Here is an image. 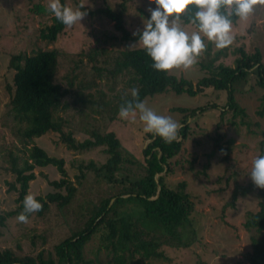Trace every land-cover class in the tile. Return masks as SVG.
I'll list each match as a JSON object with an SVG mask.
<instances>
[{
  "label": "trees",
  "instance_id": "16d2710c",
  "mask_svg": "<svg viewBox=\"0 0 264 264\" xmlns=\"http://www.w3.org/2000/svg\"><path fill=\"white\" fill-rule=\"evenodd\" d=\"M127 1L129 0H119L115 7L108 3L95 9L85 6L88 15L96 12L100 15L102 18H98L100 23L113 20V27L119 32L111 35L105 30H96L92 23L87 28L85 21L88 15L81 21L79 28L88 36L92 35L93 39L75 54L70 72L83 62H89L94 72L93 77L90 74L85 84L76 86L72 77H68L66 84H63L64 80L58 76L61 53L55 44L49 47L40 46L30 53H15L9 59V66L14 69V73L11 84H7L10 93L7 112L16 126L14 135L22 142L23 151L22 155H19L12 153L11 149L8 150L9 169L14 173V179L8 181V189L16 190L17 195L13 208L0 211V225H8L11 219L18 217L23 211L29 181L35 178L34 167L51 164L57 168L60 176L48 181L53 186L52 191L34 196L43 204V209L29 214L28 218L38 219L52 213L56 215L58 212V223L65 227L59 229L56 224L54 227L68 233L61 236L58 231L59 234L56 233L59 239L52 243L48 242L49 246L36 250L30 248L20 254L9 247H2L0 264H91L93 260L85 254V246L95 235L99 241L97 251L102 247L107 253L106 264H145L152 259L166 258L163 246H180L182 239L178 231L190 220L189 214L194 203L185 191L184 182H180L174 189L165 184L160 171L172 170L169 159L179 152L182 142L191 132L188 130L191 122H186V116L191 117V113H195L196 110L208 107L218 109L215 126L208 134L212 139V149L220 151L223 158L228 160H231V156L234 158L229 151L233 136L223 139V133H220L221 125L225 123L230 128L236 127L237 132L240 131L239 128L244 127L246 131L260 134L259 150L254 159L264 155V128L257 119H252L247 108L236 97V84L240 80L248 81L247 73L254 66H257L254 69L257 75L255 85L264 89V64L261 61L260 50L248 52L243 46L235 47L233 65L218 60L220 53L226 52L216 50L211 56L198 60L205 73L195 82L184 76L157 71L152 67L153 62L142 45L127 46L115 52L106 46L108 41L113 43L119 39L123 41L139 39L143 29L131 32L124 25ZM61 3L65 4V1L61 0ZM31 9L36 13L51 14V21L39 29V36L43 42H54L68 30L43 4L35 2ZM142 10L141 14L147 19L150 18V14ZM194 11L193 6V11L186 14L182 21L190 22ZM237 19L238 17L233 16L232 22H236ZM205 42L207 44L205 52L209 55L214 44L206 39ZM215 59L219 62L214 63ZM119 82L121 85L117 86ZM208 86L217 90V97L223 95V101L220 104L206 102L202 106L190 108L173 106V109H178L185 115L181 120L182 128L179 130L180 141L165 143L162 138L144 132L145 139H152L140 149L143 154L142 161H139L123 144L114 130L107 128V123L118 116L120 106L125 101L133 99V88L139 89V99L142 100L145 96L167 89L194 95ZM75 89L77 91L70 105L66 97ZM258 96L260 101L255 112L262 116L264 90ZM81 103L90 105L93 113L99 115L101 119L98 125L84 128L87 136L79 139L74 135L73 129L64 130L68 124L67 118L63 114H58V109H69ZM193 124L199 125L198 122ZM103 126L105 128H100ZM48 131L59 133V138L74 151L100 146L106 157L102 160L80 158L78 173L75 174L77 181L73 184L67 176L65 159L49 153L41 144L34 142V137ZM213 131L214 134L210 135ZM212 152H215V149ZM133 165L138 166L137 169L142 168L143 172L140 175L135 174ZM158 172L160 174L157 175L156 181L155 174ZM87 177L89 178L86 179ZM99 178L111 183L112 189L108 193L96 200L84 198V201L79 203L73 199L78 186L88 192L93 182H97ZM218 178L221 179L218 190H225L229 182L233 183L227 201L232 207L235 206L238 194L250 193V188L257 193L255 208L246 210L243 219L249 237V248L244 251L243 257L249 264H264V189L257 188L251 179L247 188H239V182L230 174L226 175L223 181L221 176ZM154 195L156 196L150 198ZM113 197L114 199L110 201ZM73 209L77 210L70 212ZM72 223L75 225L71 226ZM48 232V229L39 232L42 233L38 236L42 239L38 240L40 244L46 240ZM35 241L33 239L30 241L31 247Z\"/></svg>",
  "mask_w": 264,
  "mask_h": 264
},
{
  "label": "rangeland",
  "instance_id": "374dc122",
  "mask_svg": "<svg viewBox=\"0 0 264 264\" xmlns=\"http://www.w3.org/2000/svg\"><path fill=\"white\" fill-rule=\"evenodd\" d=\"M68 7L76 8L81 0H64ZM119 0H84L90 9L99 8L108 3L115 7ZM38 2L47 7L49 0H0V211L4 212L15 206V196L17 191L8 189V181L14 179V173L9 169L8 150L12 153L22 155L21 141L14 135L15 125L8 115V100L10 93L7 90V84H11L14 69L9 66V59L15 53H30L38 47H49L52 44L57 45L60 50V67L58 76L66 84L68 77H72L74 84L80 86L85 84L90 74L91 64L83 62L79 67L71 70L75 54L93 39L88 36L77 24L72 28H67L65 34H62L57 40L51 43H45L39 36L41 26L51 21V14H41L32 11L33 4ZM124 11V25L131 31L141 30L144 27V21L147 19L141 14V10L148 11L149 7L155 8L154 4L149 0H129L126 3ZM142 8L140 10V8ZM98 13L89 14L85 21L87 28L91 23L96 30H105L109 34H119L113 27V20L99 22ZM103 16V15H102ZM182 26L189 34L198 31V27L191 22L182 21ZM104 28V29H103ZM234 41L228 47L221 49L226 53H220L218 60L233 65V58L236 55L233 51L237 46H243L248 52H254L259 49L261 52V61L264 64V6L257 5L254 13L247 19H237L233 22ZM101 35V32L99 33ZM206 39V38H205ZM139 39L123 41L121 39L107 42L106 46L112 48V52L127 46H141ZM218 48L213 45L210 54L206 52L199 58H207L211 56ZM86 57L84 58V60ZM214 60V63H218ZM254 66L247 73L248 81L240 80L236 84V97L241 101L242 105L247 108L252 119H257L264 128V114L259 116L255 110L259 104V94L264 89L255 85L256 69ZM170 73L176 76H184L195 82L198 77L202 76L205 71L197 63L191 68L185 70L183 68L176 69ZM75 75V77H73ZM93 77V75H92ZM126 77L125 75L123 76ZM111 84V83H110ZM120 82L117 86H120ZM250 85V86H249ZM107 87V86H106ZM256 89V90H255ZM85 91L88 89H84ZM261 90V91H258ZM75 91H71L67 95V99L72 105L75 97ZM217 90L211 87H205L202 92L190 95L186 92L176 93L171 89L145 96L141 101L153 109L157 114L171 116L181 125V121L185 115L173 106L194 107L202 106L206 102L223 101V95L216 96ZM97 94L99 91L96 92ZM222 94L224 91L222 90ZM85 97V96H83ZM87 98V97H86ZM72 107V106H71ZM69 109H58V114H63L67 118V126L64 130L73 129L74 135L82 139L87 136L84 128H91L98 125L100 116L94 114L90 105L83 103L74 105ZM218 109L216 107H208L206 109L196 110L186 116V122H191V127L187 138L182 142L179 152L169 159L172 166L170 171H161L165 184L172 188H177L180 182H184L185 191L188 192L190 199L194 203V207L189 214V221H186L183 227L176 230L181 234V244L179 247L169 245L163 246L166 258L152 259L145 264H249L248 260L243 257L244 251L249 248L248 230L243 225V219L246 210L255 208L257 204V193L253 188L251 192L237 196L235 206L227 204L232 191L233 183L229 182L225 190L217 189L221 185L226 175H232L239 182V188H247L251 182L249 178L253 159L259 150L260 134H254L246 131L244 127L230 128L228 125L222 124L220 133H223V139L233 136V143L229 149L230 155L234 158L231 160L222 157L221 152L216 148L212 152V139L208 132L212 131L215 126ZM96 118H94V116ZM198 122L199 125H194ZM190 124V123H189ZM194 125V126H193ZM145 125L139 119V113L135 122L124 120L119 115L107 123V128L116 132L123 144L131 150L139 161H142L143 154L140 151L152 138L143 136ZM105 128V126L100 127ZM233 129H236L234 131ZM214 134V131L210 134ZM143 136V138H142ZM34 142L41 144L49 153L55 156H62L65 159V168L67 169L68 178L73 184H76V176L78 173V164L80 158H94L102 160L106 154L100 149V146H94L82 151H74L67 147L65 142L59 138V133L48 131L39 137H34ZM212 152V154H211ZM223 154V153H222ZM175 161V162H174ZM21 161L19 160V164ZM133 165L135 174L140 175L142 168ZM35 178L29 181L27 194L45 195L48 191L53 190V186L48 183L50 179L58 178L60 173L57 168L51 164L45 166L34 167ZM87 177L86 179H88ZM252 184V183H251ZM250 184V185H251ZM112 189L111 183L99 178L97 182H93L88 192L81 190L78 186L75 199L78 203L84 201V198L96 200L99 196H103ZM227 190V191H226ZM85 192V193H84ZM77 210L73 209L70 212ZM45 220V221H44ZM44 221V222H43ZM43 222V223H41ZM58 212L50 214L46 217H30L27 223H21L17 217L10 220L8 225H0V248L9 247L16 253L20 254L30 248L39 249L47 247L53 241L58 240L60 235L66 233L65 230H56V226L64 229L65 225L59 224ZM74 222V220H72ZM72 223L71 226H74ZM48 229L46 240L42 244L38 240H42L38 236L41 230ZM58 232V234H59ZM68 233V231H67ZM66 233V234H67ZM60 236V238H61ZM48 238V239H47ZM36 240L34 245L30 246L31 240ZM50 242V243H48ZM28 245V248H27ZM98 236H93L85 246V254L92 258L91 264H106L107 253L100 247Z\"/></svg>",
  "mask_w": 264,
  "mask_h": 264
},
{
  "label": "clouds",
  "instance_id": "9594fccd",
  "mask_svg": "<svg viewBox=\"0 0 264 264\" xmlns=\"http://www.w3.org/2000/svg\"><path fill=\"white\" fill-rule=\"evenodd\" d=\"M149 3L155 8L148 9L150 18L144 21L138 43L151 58L152 67L166 73L180 68L187 70L197 64L207 49L205 38L218 49L231 45L234 41L232 17L247 20L257 5L264 6V0H149ZM85 6L84 0L76 8L62 4L61 0H49L47 11L64 26L72 28L88 15ZM193 6L195 11L190 22L197 25L198 31L189 34L182 26V18L193 11ZM132 97L120 106V118L135 122L138 112L145 133L158 136L165 143L180 141V123L149 108L139 99V89H132ZM250 178L257 188L264 189V155L254 159ZM42 209L43 204L29 194L17 219L27 223L29 214Z\"/></svg>",
  "mask_w": 264,
  "mask_h": 264
},
{
  "label": "water",
  "instance_id": "95a60500",
  "mask_svg": "<svg viewBox=\"0 0 264 264\" xmlns=\"http://www.w3.org/2000/svg\"><path fill=\"white\" fill-rule=\"evenodd\" d=\"M160 172H161V171H160ZM160 172H158V173L155 174V180H156V181H158L157 175L160 174ZM159 189H160V185L158 184V186H157V192H159ZM125 195H126V194H125ZM155 196H156V195L151 196L150 198H153V197H155ZM113 199H114V197L111 198L110 201H112Z\"/></svg>",
  "mask_w": 264,
  "mask_h": 264
}]
</instances>
